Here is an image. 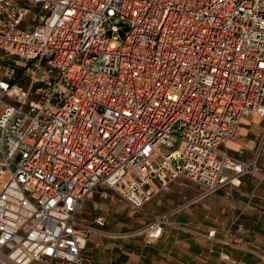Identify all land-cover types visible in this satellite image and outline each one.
I'll use <instances>...</instances> for the list:
<instances>
[{
  "label": "built area",
  "instance_id": "built-area-1",
  "mask_svg": "<svg viewBox=\"0 0 264 264\" xmlns=\"http://www.w3.org/2000/svg\"><path fill=\"white\" fill-rule=\"evenodd\" d=\"M256 120L259 146L229 153ZM263 147L264 0H0V264H87L90 235L124 237L82 219L98 192L140 212L202 187L133 234L155 243Z\"/></svg>",
  "mask_w": 264,
  "mask_h": 264
},
{
  "label": "crops",
  "instance_id": "crops-1",
  "mask_svg": "<svg viewBox=\"0 0 264 264\" xmlns=\"http://www.w3.org/2000/svg\"><path fill=\"white\" fill-rule=\"evenodd\" d=\"M259 166L260 172L245 176L240 187L222 189L186 206L155 243L133 234L113 239L90 235L84 252L87 264H264V163ZM201 189L196 191L201 194ZM208 231H215L216 238L209 239ZM225 231L229 237L223 247L219 241Z\"/></svg>",
  "mask_w": 264,
  "mask_h": 264
},
{
  "label": "rangeland",
  "instance_id": "rangeland-1",
  "mask_svg": "<svg viewBox=\"0 0 264 264\" xmlns=\"http://www.w3.org/2000/svg\"><path fill=\"white\" fill-rule=\"evenodd\" d=\"M245 129L240 130L239 135L227 146L234 150H239L245 146L257 148L263 133L261 124L256 120L253 123L251 122L249 127ZM244 155L251 157L253 153L246 149ZM261 163H264V147L261 149L259 157V164L261 165ZM197 188L199 186L196 183L181 180L175 185H171L168 190L158 192L156 197L145 205L140 212L130 209L121 199L110 192H106L108 195L106 198L101 197L98 192L92 197V200L86 203L82 219L84 218L86 222L92 223L98 215H101L105 218L106 229L112 233H119L124 236L137 234L157 215H167L187 201L198 197L200 192L196 191ZM99 191L102 192L101 189ZM92 202L99 203L97 212L92 210ZM137 236L143 238L142 235Z\"/></svg>",
  "mask_w": 264,
  "mask_h": 264
},
{
  "label": "bare ground",
  "instance_id": "bare-ground-1",
  "mask_svg": "<svg viewBox=\"0 0 264 264\" xmlns=\"http://www.w3.org/2000/svg\"><path fill=\"white\" fill-rule=\"evenodd\" d=\"M233 145V144H232ZM235 146H237V145H235Z\"/></svg>",
  "mask_w": 264,
  "mask_h": 264
}]
</instances>
